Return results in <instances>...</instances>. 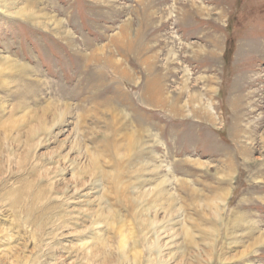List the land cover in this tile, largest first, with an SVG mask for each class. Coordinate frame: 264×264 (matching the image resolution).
<instances>
[{
    "label": "rangeland",
    "instance_id": "rangeland-1",
    "mask_svg": "<svg viewBox=\"0 0 264 264\" xmlns=\"http://www.w3.org/2000/svg\"><path fill=\"white\" fill-rule=\"evenodd\" d=\"M0 264H264V0H0Z\"/></svg>",
    "mask_w": 264,
    "mask_h": 264
}]
</instances>
